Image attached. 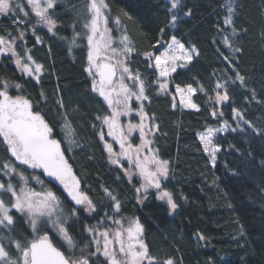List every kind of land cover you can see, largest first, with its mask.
<instances>
[{"label": "trees", "instance_id": "trees-1", "mask_svg": "<svg viewBox=\"0 0 264 264\" xmlns=\"http://www.w3.org/2000/svg\"><path fill=\"white\" fill-rule=\"evenodd\" d=\"M50 1L55 28L34 36L22 25L31 16L25 0H15L7 14L0 11V95L28 101L43 119L91 212L68 201L34 169L16 164L1 131L0 185L13 190L0 199L13 204L23 186L49 193L76 251L83 249L87 228L116 212L139 222L152 264H264V0H103L106 27L115 40L125 39L126 71L140 85L142 113L155 127L150 145L167 167L162 188L172 211L153 193L138 205L137 182L109 162V109L86 72V0ZM170 40L193 53L168 79L170 89H194V109L180 107L172 91L160 90L147 58ZM26 54L38 71L17 67L14 57L22 61ZM206 131L216 132L213 152L198 137ZM11 218L0 226V243L15 264H22L15 245L27 249L43 236L69 260L47 224L33 233L16 210Z\"/></svg>", "mask_w": 264, "mask_h": 264}, {"label": "rangeland", "instance_id": "rangeland-1", "mask_svg": "<svg viewBox=\"0 0 264 264\" xmlns=\"http://www.w3.org/2000/svg\"><path fill=\"white\" fill-rule=\"evenodd\" d=\"M24 1V0H23ZM29 4L30 17L25 23L27 25L26 35H36V30L53 32L55 24L52 20L54 3L50 0H25ZM85 43L87 48L86 72L92 85V89L107 105L109 117L105 121L107 136V151L109 162L112 166L120 167L130 180L137 182L136 202L142 204L147 195L153 193L155 198L166 204L170 211L174 210L169 195L162 188V181L166 177L167 167L155 157L150 145L151 135L155 127L151 126L142 113L143 97L140 85L132 81L125 67L124 56L127 51L125 39H114L107 29L104 15L106 9L103 0H86ZM15 0H0V11L7 14ZM84 21V20H83ZM25 35L22 34L23 38ZM193 53L184 48L177 40H170L158 55H149L147 58L157 74L158 84L162 92H173L175 104L187 109H194L191 96L194 89L171 88L169 84L170 75L179 65L191 60ZM23 61V62H22ZM19 61L14 57V62L22 71H38V66L33 64L25 55L24 60ZM100 62L112 64L115 68V77L111 84L99 81L98 70ZM26 65V68L23 66ZM14 90H18V88ZM5 91V89H4ZM19 92V91H18ZM215 131H206L198 137L207 152H213V138ZM136 137V142L133 140ZM8 139V137H6ZM6 143V142H5ZM12 166L7 169L11 170ZM16 176L19 175L18 169ZM8 175H11L8 173ZM14 175V174H12ZM12 177V176H11ZM38 190L41 186L40 180L33 178ZM69 182L68 184H70ZM23 193L15 195L13 204L8 205L0 199V226L5 227L12 221L11 212L16 210L23 215L30 230L34 233L42 225L51 228L57 240L64 245L68 252L71 264H152L147 258L144 249L142 229L139 222L127 216L116 214L105 218L100 224L86 229V242L83 249L76 251L73 244L66 239L61 208L56 199L49 193H30L23 186ZM12 185H0V196L2 192L12 194ZM71 194V193H70ZM71 200L78 202L79 206L91 212L85 197L78 199L71 194ZM73 217V214H72ZM65 221V223H64ZM129 237L135 245L133 250L124 249L126 238ZM121 242L117 245V241ZM123 245V246H122ZM15 245L16 255L22 262L27 263V249H21ZM26 262H24V258ZM11 258V257H10ZM9 260L11 263H9ZM15 259H9L0 243V264H15Z\"/></svg>", "mask_w": 264, "mask_h": 264}, {"label": "water", "instance_id": "water-1", "mask_svg": "<svg viewBox=\"0 0 264 264\" xmlns=\"http://www.w3.org/2000/svg\"><path fill=\"white\" fill-rule=\"evenodd\" d=\"M98 75L100 82L110 84L115 75L113 66L100 62ZM29 107L27 101L11 99L6 94L0 97V131L9 145L10 156L17 164L36 169L45 181L63 192H66L64 187L69 182L72 190L78 191V179L68 165L60 143L51 138L45 122L33 114ZM28 264L70 262L48 238L42 237L30 243Z\"/></svg>", "mask_w": 264, "mask_h": 264}, {"label": "flooded vegetation", "instance_id": "flooded-vegetation-1", "mask_svg": "<svg viewBox=\"0 0 264 264\" xmlns=\"http://www.w3.org/2000/svg\"><path fill=\"white\" fill-rule=\"evenodd\" d=\"M126 242L127 243H125L124 244V249H126V250H133L134 248H135V245L131 242V240L129 239V237H127L126 238ZM121 244V242H120V240L119 241H117V245H120Z\"/></svg>", "mask_w": 264, "mask_h": 264}]
</instances>
